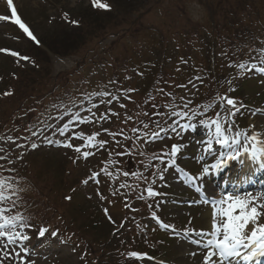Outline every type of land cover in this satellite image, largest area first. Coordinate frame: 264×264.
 Returning a JSON list of instances; mask_svg holds the SVG:
<instances>
[{
    "label": "rangeland",
    "instance_id": "obj_1",
    "mask_svg": "<svg viewBox=\"0 0 264 264\" xmlns=\"http://www.w3.org/2000/svg\"><path fill=\"white\" fill-rule=\"evenodd\" d=\"M165 3L158 8H155L152 13H149V24L156 25L164 30H170L169 35L179 36L180 33L186 28L187 24L190 22H195L196 24H200L203 27H208L211 29L212 25L209 23L208 13L205 7V0H164ZM14 5L17 8L19 16L22 15L24 19L33 27L35 32L39 37L50 33L51 31L58 29L60 24H65L66 26H71L72 16L78 10L80 13H84L87 18V23L89 26L85 29V40H88V37L91 33L92 26L95 21L99 18H96L94 15L90 14L89 10H87V6H89L91 0H13ZM236 0H232V4L235 3ZM152 6V4H150ZM228 8V7H227ZM11 10L7 7L6 0H0V16H9V20H0V47H7L12 52L19 53V56H15L17 59L24 61L21 59V52L26 48V41L22 37V34L14 27V25L18 26L14 23L13 18H11ZM64 15V16H63ZM67 19L65 16H67ZM75 15V14H74ZM77 20V19H76ZM30 28V27H29ZM116 29V28H115ZM115 29L108 30L106 34L99 38L95 39L92 42L88 43L83 49L79 52L77 57H71L68 59H59L54 57L52 60V67L54 75H58L60 72L71 70L73 73L79 67V64L83 63L84 67L90 68V75L88 79H86V85L90 92L104 93L110 92L115 88L114 81V70L121 66V64L112 65L109 61L105 59H109L108 51L117 45H122L125 43H131L130 36L131 33L140 34L141 30H136V25L129 28V33L127 37L125 34V29L122 31L116 32ZM74 31L63 30L58 32L59 36L55 41L57 43V49H61L62 51H67L70 49L68 44L60 43L62 39H67L71 42L72 37H74ZM144 34V32H143ZM142 34V35H143ZM146 35L149 37L146 41H153L146 45L144 43L142 45V52L144 56L145 66L139 71L141 63H136L133 66L134 72L133 76H136L135 83H128L124 81L122 83V89H120L116 95H112L110 97H103L102 95H94L91 97V102L99 103L100 100H108L111 99L112 104L99 103V107L93 108V112L95 116H92L91 122H82L75 120L74 114L79 112L80 116L91 115L82 109L91 107L90 100H83L80 105L77 107L76 111L69 117H65L63 114L57 116L55 119V126L52 127H43L37 130L36 135L33 136V143L39 145V147L33 149L35 152H44L47 153V158L49 163L55 165L56 163H63L65 165H72L73 157L78 159L79 167L84 176L90 173L93 169L99 166V161L97 158H92V164H88V158L85 159L83 156V152L81 156L74 151V149H68L59 146V143H48V141H57L66 139L71 137L73 133H84L85 136H93L97 133L100 134L99 125L100 121L104 122V126L108 125L113 115V110L121 108V104L127 103L130 99V92L126 91L129 86H133L131 89L134 90L135 93H139L142 91L143 87H147L148 83L152 81V75L150 67L154 64V69L156 70V66L159 64L161 60L164 61V64L168 69H171L173 75L177 77L178 81L183 83V87L178 88V92L180 94L179 98V106L182 108L184 103H187L189 100H196L200 97V90L197 86V81H200L201 78L197 76V72L200 69V59L198 58V51L195 48H191L187 46V48L178 49L175 43L164 45L162 42L161 35L159 31L155 30H147ZM104 38V39H103ZM96 41V42H94ZM218 48V47H217ZM165 50V54L163 55V51ZM186 50H190V55L186 57L183 52ZM219 50V48H218ZM210 49L208 44H203L200 49L201 55L207 54V62L206 66L208 69L211 67V62L213 61V57H211ZM218 53V51H215ZM214 53V52H213ZM3 54H0V72L4 69H7L8 60H6ZM139 56L138 54L135 57ZM142 60L143 57L139 58ZM209 60V61H208ZM97 61V63H93ZM103 62V63H102ZM25 66L32 67L30 62H25ZM82 68V69H83ZM120 70V69H119ZM145 72L143 77H140V73ZM139 74V75H138ZM138 75V76H137ZM190 78L189 80H186ZM186 80V81H182ZM101 82H104L103 89H99ZM58 90V89H57ZM106 90V91H104ZM264 90V87H261V83H249L248 91L250 94V98L256 99L259 93ZM104 91V92H103ZM112 94V93H111ZM114 97H120L117 101ZM35 97L33 101L36 99ZM109 108L111 111H109ZM185 109V108H184ZM260 109L262 111L257 112L256 110ZM216 111H221L223 114V110L220 108L219 103L215 104V107L211 111L207 113V116L215 118ZM253 113H256L253 115ZM109 118L106 119L105 115ZM169 120V124L172 123L173 120H178L177 117H171ZM204 116L196 117L191 124L195 125V128H189L187 131L182 133V139L180 138V145L183 147V151L185 153H181V155H177L176 163L171 165L169 161L164 165H161L160 168L167 167V171L164 173V179L161 180L157 175V188L162 191V195L160 198H157L154 201L153 205L156 208L161 210V215L165 218V222L169 221H186V218L183 216H187L189 214L190 209L186 206L191 205L198 206V209L195 210L192 214L195 216L193 218L196 222L200 223V229L208 232L211 230L210 227V218H208V213L210 212V207H208V203L202 201V196L197 193L196 188L201 187L200 182L189 183L185 179V175H182L185 172L190 171V167L186 166V158H198L200 161V156H205V161H209L213 163V157L204 153L205 141L209 138L210 129L207 125L199 123ZM75 121V123H74ZM69 124V128L64 129V132L67 134L66 136H61L59 133V129H62L65 124ZM250 125H255L256 129L259 131H264V103L259 105L257 108H247L244 110L242 115L238 117L236 124H234V130L238 127L240 130L248 129ZM103 128V127H101ZM41 131L42 134H41ZM251 134V132L249 133ZM42 135V136H41ZM100 135H105L102 132ZM160 138L153 140L147 144L148 148L162 150L169 149L173 142L179 140V137L175 135V133L168 132L167 135L165 132L159 133ZM7 137H11L8 135ZM7 137L0 140V148L3 149L0 152V155L7 157V160H10L13 156L18 157L21 156L26 150V148L18 147L16 143H13L12 140L6 139ZM170 137V138H169ZM84 138V136H83ZM165 138V140L160 141V139ZM156 141V142H155ZM72 143L74 145L78 144V139H72ZM215 146V144H214ZM13 150V153L10 154L9 151ZM99 153H106V150L101 147L98 148ZM22 151V152H21ZM190 151V152H189ZM192 152V153H191ZM39 155H44L42 153H38ZM192 154V156H191ZM213 154V151H212ZM99 155V154H98ZM100 156V155H99ZM19 159H16L15 162H19ZM62 162V163H61ZM185 168V171L179 169L178 165ZM183 164V165H182ZM202 165H197L196 170L201 171L202 173ZM146 173H149V168L144 169ZM28 169H26V172ZM198 171V172H199ZM93 172V171H92ZM200 173V174H201ZM195 176V175H194ZM87 186L91 187L92 182H88ZM87 189L86 186H84ZM110 189V184L105 180L103 182H98L95 188L86 190L87 193L92 197H90L89 204L96 202L97 204L102 205L107 209L109 216L111 219L114 218L119 212L120 208L129 203L127 187H123L120 182H118L113 188V199H107L106 195H108ZM189 190V191H188ZM190 190L193 191L191 195ZM264 190V188L259 189ZM258 190V191H259ZM214 191V190H212ZM253 195L257 192L252 190ZM167 192V193H166ZM164 193H166L164 195ZM183 194L184 199H180L179 196ZM103 197V199L101 198ZM190 197L191 203L187 200ZM139 201H135L132 206L137 207L139 205ZM108 216V217H109ZM142 221L150 228H157L159 231L157 236L158 242H163L165 240L168 241L170 247L167 249V252L170 259L166 261L172 264H203L204 256L207 253V249H203L202 244L207 240V236H198L196 233H187V234H179L173 233L170 230L165 228H158L159 224L148 214L144 213L141 216ZM167 219V220H166ZM102 220V219H101ZM119 226H122L120 223H117ZM118 226V227H119ZM183 226L188 227V225L183 223ZM123 227V226H122ZM125 229V227H123ZM202 231V230H200ZM198 231V232H200ZM112 236V235H110ZM193 240H199L201 243H192ZM44 240H31L27 243V246L31 249V254L27 258L29 261L34 260L35 264H65L69 262L78 261V256L73 253V249L68 243H60V240L57 238L56 240H52L48 243L47 246H41ZM144 243V240L136 241V245L139 246ZM42 247L39 250V247ZM142 246V245H141ZM195 253V255H192ZM23 256V252H21ZM4 264H15L14 261H10L5 259ZM150 264H161V263H150Z\"/></svg>",
    "mask_w": 264,
    "mask_h": 264
},
{
    "label": "trees",
    "instance_id": "obj_2",
    "mask_svg": "<svg viewBox=\"0 0 264 264\" xmlns=\"http://www.w3.org/2000/svg\"><path fill=\"white\" fill-rule=\"evenodd\" d=\"M150 1L160 5L164 0H112V10L89 11L90 14L99 19L93 24L88 40L84 38L85 29L89 24L85 14L80 13L81 24L74 31L75 36L72 37L71 42L67 39L60 41V43L68 44L70 49L67 51L57 49L55 42L57 38L52 40L53 43L50 42L49 47L53 51L56 49L63 56L76 55L84 50L83 48L88 43L103 37L108 30L116 28L115 31L119 32L135 25L138 30L145 31L148 28L159 31L165 46L175 43L178 49L183 48V50L187 46L199 47L204 40L203 35L209 31L208 27H203L195 22L189 23L180 33V38L179 36L172 37L169 35L170 30L167 31L153 24L150 26L146 24L147 16L153 9L148 4ZM205 1L209 23L214 26L215 39L221 46L223 45L222 48L227 55L228 62L233 66V70L225 75L217 72L214 68L209 74V78L202 81L207 93L205 99L201 103L199 102L201 105H206L217 95L227 94L231 97L230 85H241L238 78V69H241L239 65L244 63L249 66L252 62L260 60L262 56L264 57V0H236L233 4L232 0ZM131 36L134 39L133 48L140 51L141 45L145 41H142L144 36L139 38L141 35L136 33ZM131 50L132 48H129L128 44L117 45L108 51L109 59H105L110 62L112 67L121 64L120 70L117 68L113 71L121 81L125 76H130L131 69L135 67L132 64H136L132 60L133 56H130ZM187 54L189 55V53ZM197 55L198 58L202 57L199 53ZM33 57L38 58L37 61L43 65V73L36 72L37 70L34 69L22 71L23 77L31 84L26 81L21 88L24 89L29 86L35 88L37 101L50 96L52 99L40 108L31 110L30 113L34 112V120L30 123L29 130L49 120L50 116L53 117L57 112H70L87 91L83 80L85 76L74 78L73 73H67L58 76L53 83L50 61L34 54ZM203 60L205 61L204 57ZM141 62L142 60H138V63ZM40 64L38 65L41 66ZM202 67L203 71L199 70L198 73L201 76L207 75L204 65ZM156 68L155 70L151 67L153 83L148 84L150 87L147 91L153 95L145 92L140 97L142 100L144 99V104H150L156 97L162 98L159 100L160 105L156 107V110L162 113L161 116L164 118L167 109H178L176 92L181 84L179 85V81L172 71L164 68V61L161 60ZM229 80L231 84L227 82ZM49 85L51 88L47 89ZM243 90L242 87H239L236 97L245 101ZM6 92H10L11 95H4ZM2 93V101L9 105L19 97L13 83L5 85ZM158 93H161V97L158 96ZM0 116L3 117L2 120H8L11 115L6 111H0ZM164 122L166 123V121ZM16 125L20 129L23 128L19 120L16 121ZM115 126L117 129L130 134L127 150L139 146V140L136 139L138 133H134L132 130L142 125L121 122ZM156 127V124H153L150 129L153 130ZM153 154L150 153L145 156L148 162L155 161ZM118 157L120 158V155ZM156 163L159 164V161L157 160ZM26 169H28L27 172ZM75 173L76 168L73 165L49 163L47 153L39 155L37 152L23 157V162L17 165L15 173V178L19 183L17 196L24 199L22 201V216H26L27 219H35L36 216L34 215H39L45 220L44 225L49 230L58 229L65 239L70 240L76 252L80 253L79 264H133L126 257L127 249L118 245L119 243L111 242L108 234L113 230V227L110 228L108 224H103L93 217V214L96 215V208L87 203L85 196L80 195L79 187L75 183ZM67 197L71 199H67ZM7 206L12 207L11 203H7ZM143 250L150 254L154 251L149 244Z\"/></svg>",
    "mask_w": 264,
    "mask_h": 264
},
{
    "label": "snow or ice",
    "instance_id": "obj_3",
    "mask_svg": "<svg viewBox=\"0 0 264 264\" xmlns=\"http://www.w3.org/2000/svg\"><path fill=\"white\" fill-rule=\"evenodd\" d=\"M92 4L97 9H105L110 10V5L102 2V0H92ZM7 5L11 9V18L15 24L19 26L20 29L23 30L24 33L27 34L36 44H39L40 41L30 30L29 26L24 23L17 12V8L14 5L13 0H7ZM9 16H0V20H9ZM73 24H78V21H71ZM0 51H8L5 49H0ZM13 56H19L17 52H11ZM23 60H28L29 57H21ZM253 64L251 67H255ZM241 69L247 67L244 63L239 65ZM264 71V68L260 69ZM231 84V81H227ZM126 91H134L132 89H128ZM229 91H235L234 88H230ZM4 95H11L10 92L4 93ZM96 95L103 97H110L112 94L110 92L97 93ZM115 100H119L120 97H114ZM91 107L86 109L82 107L84 111L90 113L91 115L80 116L79 112L75 113V120L82 122H91L92 116H95L93 112V108L99 107V103H107L112 104V100H100L99 103L91 102V98L89 97ZM216 101L219 103L220 108L223 110V114L221 111H216L215 118H205L199 121V123L207 125L210 129V135L207 141H205L204 153L211 155L214 144L220 145L221 148L225 149V151H221L216 154L213 163H207L205 161V156L201 155L200 160L205 161L204 166L202 168V173L193 176L191 174H185V179L189 183H195L199 180L203 183L204 178L207 174H209L210 169L220 170L223 167L227 166L230 161H240L245 165H256L261 169H264V131L254 130L256 129L255 125H250L248 129L240 130L238 127L234 130L235 124V116L240 111L241 108L244 107L242 102H238L236 98L229 97L227 94L220 96L217 95ZM192 103L191 100L187 101L183 105L185 109L189 107ZM121 107H125L123 104ZM155 107V105H153ZM171 107V106H169ZM215 107V105L209 104L204 108L203 112L197 113L195 110H192L191 117L188 116V112L186 111H170L167 113L169 118L171 117H188L189 121L198 116H207V113L211 111ZM109 111L111 109L109 108ZM257 112L262 110L257 109ZM256 113H253L255 115ZM105 117L107 114H104ZM113 115H118V113H113ZM144 115H148L147 112ZM153 115L160 116L162 113L155 112ZM128 119H132L131 117H127ZM75 123V121H74ZM153 123L156 124L157 127L160 126V121L155 120ZM150 124L148 122H142V128L136 127L132 131L134 133H138L136 139L144 140L147 144L149 141L147 139V133L143 132V129H148ZM195 128L194 124L191 123H183L181 124L178 120H173L171 124H169L166 128H161L160 130L167 133L170 131L175 133V135L179 138L182 137V133L187 131L189 128ZM69 128V124H65L62 129H59V133L61 136H66L67 134L64 132V129ZM105 131H108L105 129ZM251 132V134H249ZM36 135V133H33ZM99 135V133L95 134ZM113 137L116 135H123V131L120 133H112ZM152 139H159V133H152ZM84 133H73L71 137L66 139L57 141H48V143H59V146L74 149L76 153H81L83 148L89 147V144L86 143L84 145H74L72 143V139H82ZM170 138V137H169ZM3 139V138H0ZM6 139L12 140L11 137H7ZM89 141L92 140V137L88 138ZM15 143V141H12ZM108 143L107 140L99 141V144H91V147H104ZM18 147L20 145H17ZM33 149L39 147V145L33 143L31 145ZM182 145L173 144L169 149H162L159 153L153 154V159L158 160L161 165L165 164V160L167 159L171 165L176 163L177 155L182 151ZM3 149L0 148V152ZM127 150L122 153H118V155L126 154ZM95 153L84 151L83 156L87 159L90 155H94ZM7 157L0 155V161H5ZM153 167H156L153 165ZM0 168H4L3 164H0ZM5 171H11L10 169H5ZM167 171V167L158 168L156 172H153V176H159L161 180L164 179V173ZM99 173H95L93 175V179ZM125 176H128L129 173L125 172ZM241 175L244 177L243 180L240 179V176L237 177V182L233 183L232 191L220 192L219 194H214L218 196V198H210L208 195L205 196V200L210 205V227L211 231L205 232L200 231L197 232L198 236H210V239H207L203 242V249H207V253L204 256L203 264H223L224 261L231 258H242L245 262H251L257 260L259 257H264V190H259L255 195L251 191H242V186L246 182H250L251 180V172H241ZM146 178V177H145ZM85 184L88 183V180L84 181ZM154 183V181H153ZM147 196L153 197L157 195H162L154 190L153 187H148L146 189ZM196 191L199 193L203 191L201 187H197ZM16 190L12 186V183L8 177H4L0 179V264H4L5 259L14 261L15 264H35V261H29L27 258L31 254V249L27 246V241L31 239V237L27 234L24 229L32 227V225L27 221V219L20 215H9L15 207L16 202L13 197L16 195ZM103 199V197H101ZM139 199H144L143 194H141ZM67 199H71L67 197ZM6 203H11L12 207H4ZM151 207V205H149ZM107 213V209H105ZM154 218L155 213H153ZM111 220V217H108ZM114 223V222H113ZM164 227H169V225L165 224ZM187 232V230H185ZM195 231V230H193ZM48 232L47 227H43L39 230L38 235L41 237L45 236V233ZM59 230L52 232V236L56 237L58 235ZM192 243H201L199 240H193ZM23 252V256L21 255ZM130 257L140 259L146 254H141L138 252H130L128 253ZM195 255V253H192ZM213 257H217L218 260H213Z\"/></svg>",
    "mask_w": 264,
    "mask_h": 264
},
{
    "label": "bare ground",
    "instance_id": "obj_4",
    "mask_svg": "<svg viewBox=\"0 0 264 264\" xmlns=\"http://www.w3.org/2000/svg\"><path fill=\"white\" fill-rule=\"evenodd\" d=\"M233 166H236L235 168H237V169H241V168H244V169H251V170H254V171H261V170H263V169H261L260 167H258V166H256V165H245V164H243V165H239V164H232ZM202 186H204V187H208V184L207 183H203L202 184ZM208 215V217H210V212L207 214ZM211 218V217H210ZM208 239H210L211 237L210 236H208L207 237ZM213 260H218V258L217 257H213L212 258ZM232 259V262L233 263H228V264H250V262H245V261H243L242 260V258H240V257H237V258H231ZM223 264H225V262H223Z\"/></svg>",
    "mask_w": 264,
    "mask_h": 264
}]
</instances>
